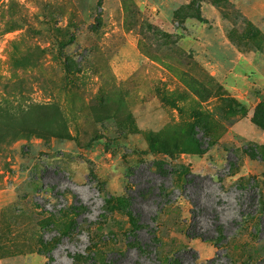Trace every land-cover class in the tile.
<instances>
[{"label": "rangeland", "instance_id": "obj_1", "mask_svg": "<svg viewBox=\"0 0 264 264\" xmlns=\"http://www.w3.org/2000/svg\"><path fill=\"white\" fill-rule=\"evenodd\" d=\"M0 80V264H264V0H0Z\"/></svg>", "mask_w": 264, "mask_h": 264}, {"label": "trees", "instance_id": "obj_2", "mask_svg": "<svg viewBox=\"0 0 264 264\" xmlns=\"http://www.w3.org/2000/svg\"><path fill=\"white\" fill-rule=\"evenodd\" d=\"M21 81L11 83L0 80V154L18 140L32 135L66 136L53 127L44 126L41 117L34 113L44 105L20 102L21 98L25 99ZM150 139L151 149L171 153L165 141L154 135H151Z\"/></svg>", "mask_w": 264, "mask_h": 264}]
</instances>
